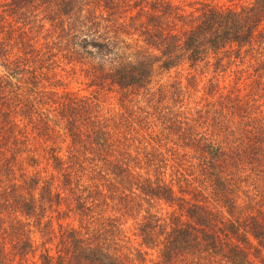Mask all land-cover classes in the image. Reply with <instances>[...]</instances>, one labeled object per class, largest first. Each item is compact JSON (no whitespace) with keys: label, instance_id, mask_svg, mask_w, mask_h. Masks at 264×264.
<instances>
[{"label":"trees","instance_id":"1","mask_svg":"<svg viewBox=\"0 0 264 264\" xmlns=\"http://www.w3.org/2000/svg\"><path fill=\"white\" fill-rule=\"evenodd\" d=\"M193 4L0 0V264H264V0Z\"/></svg>","mask_w":264,"mask_h":264},{"label":"rangeland","instance_id":"2","mask_svg":"<svg viewBox=\"0 0 264 264\" xmlns=\"http://www.w3.org/2000/svg\"><path fill=\"white\" fill-rule=\"evenodd\" d=\"M180 5H184L186 9H190L191 7L189 4H192L191 6H197L198 4H193L194 2L198 0H175ZM242 0H212L213 3H216L219 6H227L232 5L234 6L237 3H240ZM65 71L62 72V74L59 76L60 80L62 81V85H60L57 90L62 91L66 90L69 92H74L78 95H96L103 103L106 108H114L115 110H118L120 108V102H119V94L114 91V88L110 89V91L107 90H100L96 85H92L91 81L87 75V73L83 72L81 69H78L76 71L71 70L70 66L64 67ZM199 68H197L198 72ZM213 73L210 70H207L206 73H203L200 77L199 82V92L198 96L203 95V89L206 87V83H204L207 78H209ZM199 75V74H198ZM235 73L232 71V69L228 70L225 75V82L226 84L233 83L236 79ZM247 75H242V79H244ZM245 81L249 82V79H246ZM244 82V81H243ZM223 84V83H222ZM7 218V217H6ZM25 220V218H24ZM7 222L9 223V218H7ZM128 227V233L131 235L134 229L132 220H128L127 223ZM132 236V235H131ZM133 237V236H132ZM138 240V238H136ZM30 254H28V258H30Z\"/></svg>","mask_w":264,"mask_h":264}]
</instances>
